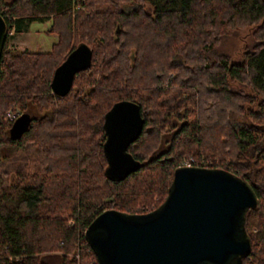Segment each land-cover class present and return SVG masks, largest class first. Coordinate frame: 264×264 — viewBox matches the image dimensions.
<instances>
[{"label":"trees","instance_id":"16d2710c","mask_svg":"<svg viewBox=\"0 0 264 264\" xmlns=\"http://www.w3.org/2000/svg\"><path fill=\"white\" fill-rule=\"evenodd\" d=\"M0 14V147L10 148L0 153V264H49L48 251L60 264H96L83 237L91 218L153 208L186 156L251 185L241 263L264 264V0H0ZM46 17L49 49L6 48L11 28ZM243 28L237 57L220 50ZM81 41L90 64L58 95L51 72ZM119 99L136 102L142 122L126 146L138 166L113 180L102 122ZM7 108L25 114L19 132L18 115L1 119Z\"/></svg>","mask_w":264,"mask_h":264},{"label":"water","instance_id":"95a60500","mask_svg":"<svg viewBox=\"0 0 264 264\" xmlns=\"http://www.w3.org/2000/svg\"><path fill=\"white\" fill-rule=\"evenodd\" d=\"M6 26L0 14V51ZM91 50L81 41L53 68L52 92L62 95L74 72L88 68ZM26 121L20 113L12 132ZM141 116L136 102L114 101L103 114L102 152L106 177L118 180L138 166L126 150L139 133ZM256 202L251 185L219 167L179 164L161 201L142 212L105 208L87 223L83 237L96 264H242L250 240L244 228L246 209Z\"/></svg>","mask_w":264,"mask_h":264},{"label":"rangeland","instance_id":"374dc122","mask_svg":"<svg viewBox=\"0 0 264 264\" xmlns=\"http://www.w3.org/2000/svg\"><path fill=\"white\" fill-rule=\"evenodd\" d=\"M43 18V17H42ZM49 24V17L44 18L43 20L33 19L28 22L26 29H23L20 32L14 31L12 28L9 30V36L6 43V48L10 50H19V49H27V50H47L50 47L51 42L55 41L56 35L52 32H48L47 26ZM248 29L243 28L238 30L236 33L230 34L223 38L220 43V50H224L231 53L233 58L237 57L241 52V45L243 43V39L246 38V34ZM8 112H15L16 108H7L5 112L2 114L1 119L6 121L5 115ZM10 148L6 146L0 147V153L3 155L10 154ZM192 156H186L182 158L179 162L183 161H191ZM217 162V160H210L207 163ZM190 164V163H189ZM13 180V174L8 173L7 176L4 177V181L9 183ZM156 199V196L153 197ZM142 209H149L147 207H142ZM60 254V253H59ZM59 254L56 251H48L40 253V255L49 263V264H60ZM75 256L76 253H73Z\"/></svg>","mask_w":264,"mask_h":264},{"label":"built area","instance_id":"2783aa9c","mask_svg":"<svg viewBox=\"0 0 264 264\" xmlns=\"http://www.w3.org/2000/svg\"><path fill=\"white\" fill-rule=\"evenodd\" d=\"M18 115V112H8L7 111V113H6V115H5V119H7L8 121H10V120H13L16 116ZM190 162L189 161H183L182 163H180V164H189Z\"/></svg>","mask_w":264,"mask_h":264}]
</instances>
